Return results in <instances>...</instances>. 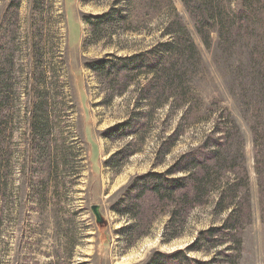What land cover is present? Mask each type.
<instances>
[{
  "label": "rangeland",
  "instance_id": "obj_1",
  "mask_svg": "<svg viewBox=\"0 0 264 264\" xmlns=\"http://www.w3.org/2000/svg\"><path fill=\"white\" fill-rule=\"evenodd\" d=\"M0 98V264H264V0H0Z\"/></svg>",
  "mask_w": 264,
  "mask_h": 264
},
{
  "label": "trees",
  "instance_id": "obj_2",
  "mask_svg": "<svg viewBox=\"0 0 264 264\" xmlns=\"http://www.w3.org/2000/svg\"><path fill=\"white\" fill-rule=\"evenodd\" d=\"M215 6H217V5L215 4ZM109 14H110V13H107L106 15H105V14H104V15H101V18H102V19L107 18V17L109 16ZM183 33H184V32L182 31V28H181L180 22L177 21V20H175V21H171V22L168 24V26H167L166 32L164 33V36H169L170 40L165 41V42H162V43H159V46H160V47H165V51H164V52H167L169 56L173 55V53H174V54H177L178 52L181 53V49H180V47H181V43L179 42V40H180V36H182ZM156 49H157V48H156ZM178 56H179V54H178ZM180 57H181V56L175 58V61L178 62L177 60H179ZM176 66H177L176 63H174V64L171 65V67H172L173 69L176 68ZM172 68H171V73H172ZM4 99H5V98H0V121L3 119V115H1V111H2L1 106L4 104V101H5ZM0 125H1V122H0ZM39 126H40V125H39ZM37 128H38V127H37ZM40 129H41V128L39 127L37 130H40ZM181 160L184 161V160H186V159H185V157H184V158L181 159ZM193 160H194L195 162H201V161H199V159L194 158V157H193ZM156 176H157L158 178H160V180L162 179V182H164L163 179L165 180V178H163V175H161V174H160V175L157 174ZM184 180H185V178L174 179V181L172 180L174 183L172 182V184H169V185H174V186H173V188H172V187H169V189H171V190H173V191H174V189H185V187H187V185H185ZM164 183H167V182H164ZM164 183H162V185H164ZM164 186H165V185H164ZM171 190H170V191H171ZM197 190H199V188H198ZM156 191H157V190H156ZM173 191H172V193H173ZM189 195H190V193H188L187 195H184L185 202H191V199L189 198ZM230 220H231V219L227 220V221H228V224H225L224 226L221 227V229L226 230V231H224V232H228L227 229H228L229 231L233 229V227H234V223L231 224V221H230ZM213 231H217V230H216V229H215V230H210V231H209V234H210V235H205V234H204V236H206V238H207L208 240H210L209 238H211V237L214 235V234H212ZM211 232H212V233H211ZM210 236H211V237H210ZM211 239L214 240V242H216L215 239H213V238H211ZM174 257H180L182 260H187V257H185L184 252H182V251H178V252H176L175 255H174ZM200 264H202V263H200Z\"/></svg>",
  "mask_w": 264,
  "mask_h": 264
},
{
  "label": "water",
  "instance_id": "obj_3",
  "mask_svg": "<svg viewBox=\"0 0 264 264\" xmlns=\"http://www.w3.org/2000/svg\"><path fill=\"white\" fill-rule=\"evenodd\" d=\"M92 210H94V212L97 216V219L99 221L101 219V213H100V210H98V206H96V205L92 206Z\"/></svg>",
  "mask_w": 264,
  "mask_h": 264
}]
</instances>
